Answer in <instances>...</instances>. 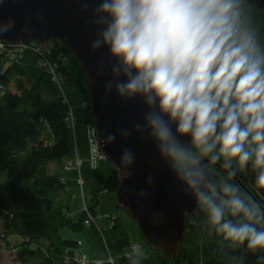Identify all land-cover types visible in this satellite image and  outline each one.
I'll list each match as a JSON object with an SVG mask.
<instances>
[{
    "label": "clouds",
    "instance_id": "9594fccd",
    "mask_svg": "<svg viewBox=\"0 0 264 264\" xmlns=\"http://www.w3.org/2000/svg\"><path fill=\"white\" fill-rule=\"evenodd\" d=\"M89 2L83 0V13ZM94 2L91 47L107 52L106 98L114 91L122 101L139 98L146 109L143 123L120 135L135 132L154 144L221 250L244 247L264 264V206L232 182L250 170L264 190V36L253 0ZM11 27L9 19L0 36ZM135 159L131 149L122 151L123 165ZM216 165L227 179L214 174ZM141 255L130 254L131 264ZM231 261L244 264L245 256Z\"/></svg>",
    "mask_w": 264,
    "mask_h": 264
},
{
    "label": "trees",
    "instance_id": "16d2710c",
    "mask_svg": "<svg viewBox=\"0 0 264 264\" xmlns=\"http://www.w3.org/2000/svg\"><path fill=\"white\" fill-rule=\"evenodd\" d=\"M251 12L264 36V12L257 8ZM28 46L18 63L0 56V252L14 236L24 239L14 251L20 264H65L64 257L55 259L52 252H60L58 245L62 246L70 250L66 255L74 260L78 245L63 241L56 231L65 227L74 232L84 230L86 220L85 213L76 222L62 216L57 202L64 193L62 174L51 169L52 164L61 165L73 153L71 126L66 122L70 113L53 76L40 66L41 55ZM84 78L80 70L78 89L87 99ZM107 162L97 172L100 187L89 206L95 217L99 196L114 195L119 189V177ZM116 210L122 211L117 206ZM203 219L200 211L189 217L182 254L175 264H232L231 257L241 255L245 256L244 264H257L258 253L245 252L244 247L226 245L221 250L215 234L209 236L202 229ZM107 221L110 227L99 233L93 225L98 239L118 258V264H131L124 252L133 243L123 221L113 215ZM157 263L171 264L160 254Z\"/></svg>",
    "mask_w": 264,
    "mask_h": 264
},
{
    "label": "water",
    "instance_id": "95a60500",
    "mask_svg": "<svg viewBox=\"0 0 264 264\" xmlns=\"http://www.w3.org/2000/svg\"><path fill=\"white\" fill-rule=\"evenodd\" d=\"M253 3V8L264 12V0H253ZM82 6L83 0H0V26L9 19L12 21L11 30L0 36V43L9 46L33 43L44 49L57 39L63 40L84 73L90 104L89 123L95 128L101 153L119 177V189L114 196L116 206L138 226L142 242L164 260L175 264L182 254L188 219L199 210L194 199L185 194L160 160L151 141L135 132L127 138L120 135L122 130L132 129L135 123L142 124L146 109L139 98L122 101L114 91L106 98L105 84L111 80L107 52L91 47L96 35L91 15L95 2L90 0L87 13L81 11ZM110 133L116 136L114 142L106 140ZM125 148L136 154L130 166L121 163ZM214 170L220 179H223L222 174L226 176L220 165L214 166ZM244 172L250 177V187L237 177L233 182L264 206V190L257 189L253 183L255 173Z\"/></svg>",
    "mask_w": 264,
    "mask_h": 264
},
{
    "label": "crops",
    "instance_id": "0c3cea01",
    "mask_svg": "<svg viewBox=\"0 0 264 264\" xmlns=\"http://www.w3.org/2000/svg\"><path fill=\"white\" fill-rule=\"evenodd\" d=\"M75 65L76 63L74 60L70 62L68 67V69H71L70 74H72L73 71H76ZM68 88V90L71 91L70 87ZM82 100L83 99H80L76 93H72L71 91V102L75 107L77 117L81 121V125L77 127L76 136L73 138V146L77 151V155L83 162L82 171L80 175L77 171L70 173L63 172L62 170L60 171L62 179L65 181L64 193L57 201L59 204L58 207L62 210V216L66 219H71L74 222L84 214V206L87 203L90 204L92 202L91 199L94 192L100 187L98 178H96L99 168L94 170L89 164V147L87 146L86 125H88V121L90 120V113L82 108ZM74 155L73 150L72 157ZM99 200H101V203L96 210V232L105 231L109 228L110 222L107 220L110 215L121 219L125 230L130 235V242L142 245V255L139 264H158L159 253L144 246L141 240L140 231H138L137 226L134 225L132 220L130 221L127 214L122 211H120V213L117 212L114 196L112 194H102L99 196ZM56 232L63 241L70 240L78 245L75 250L76 254L82 253L90 257L92 261L107 264L105 248L98 239L97 233L93 227H85L84 230H76V232L65 227L59 228ZM56 244H58L57 241ZM58 248L60 249V252H55V254L52 252L55 259L65 257L66 254L70 253V250L67 248L59 245ZM37 263L39 264L40 262L38 261Z\"/></svg>",
    "mask_w": 264,
    "mask_h": 264
},
{
    "label": "rangeland",
    "instance_id": "374dc122",
    "mask_svg": "<svg viewBox=\"0 0 264 264\" xmlns=\"http://www.w3.org/2000/svg\"><path fill=\"white\" fill-rule=\"evenodd\" d=\"M57 43L59 44V46H61L60 44L63 43V40L59 39V41ZM60 50H61V48L58 47L57 50H55L56 55H54L53 57H51V56L44 57L43 60L46 61V64H47L46 66L49 68V72L51 70V72H50L51 75L52 76L55 75V77H56L55 81H58V83L60 85L59 92H61L63 103L68 107V110H69L68 113H70V116H71L70 117V124H71L70 126H71L72 146H73V138H75L74 136H76L75 135L76 130H77V127L81 125V121L77 117V114L75 113V107L71 102V91H72V93H76L80 99H83L82 100V102H83L82 108L85 109L88 113H89L90 104L87 101V99L80 93V91L78 89V80L77 79H78V75H79L81 69H79L77 59L74 58L70 53L68 55H66L64 59L58 58L57 54L59 53ZM56 56H57V58H56ZM73 60L76 63V65H75L76 71H73V73L70 74L71 69L70 68L68 69V67H69L70 62ZM42 64L45 65L43 62H42ZM42 64L40 62L41 68H43V70H45V68L42 66ZM84 80H85V78H84ZM68 87H70L71 91L68 90L69 89ZM57 88H58V86H57ZM90 119H91V117H90ZM86 127H87V131H86L87 146L89 147V164L94 170H96L98 168H102L108 162L105 159H100L99 158L100 156H97L98 154H97V152H95L96 145H94L91 142L92 132L95 131V128H93V126L91 124L86 125ZM95 134H96V131H95ZM96 137H97V134H96ZM96 141H97V139H96ZM73 150H74V154H75L73 157L71 155V158H68L65 161H63V163L61 165L52 164L51 169L54 172L55 171L59 172L62 170L63 172H66V173L77 171L78 174L80 175L81 171H82L83 162L81 161L80 157L77 155V151L74 148V146H73ZM68 167H69V169H68ZM213 171H215V170L213 169ZM215 172H217V171H215ZM222 177H223V179H227V177L223 174H222ZM81 185H82V181H81ZM113 196H115V194ZM100 202H101V200H100ZM91 203L90 204L87 203L84 206L83 212L86 214V220L84 222L85 227H93V225L96 226L95 221L97 219V216L96 217L93 216L91 214V211H89V206L91 205ZM90 215H91L92 219H94V222L91 221V224L86 225V221H87V219L90 218L89 217ZM127 216H128V214H127ZM110 225L111 224L109 223V227H110ZM137 228H138V226H137ZM138 231H139V229H138ZM99 232H97V233H99ZM23 242H24L23 238L11 236V239H9L10 244H8V246H4L3 250L0 252V264H20L19 258L16 256L14 251L16 249H19L20 248L19 246H21ZM134 245L137 246L138 248H140V250H142V245L137 244V243H134ZM105 252L107 255V264H110L109 260H110L111 256L114 257L115 259L117 258V257L113 256L112 254H110L108 251L105 250ZM140 253H141V251H140ZM77 254L82 255V253H77ZM77 254L75 256H77ZM67 256L68 255H66L64 258H67ZM67 261H68L67 264L75 263L73 258L68 259ZM92 262H93V264L94 263L98 264L96 261H92ZM100 264H102V263H100Z\"/></svg>",
    "mask_w": 264,
    "mask_h": 264
},
{
    "label": "built area",
    "instance_id": "2783aa9c",
    "mask_svg": "<svg viewBox=\"0 0 264 264\" xmlns=\"http://www.w3.org/2000/svg\"><path fill=\"white\" fill-rule=\"evenodd\" d=\"M59 41V39H57L56 41H53L51 42L50 44L46 45V47L44 49H41L39 48L36 44H33V43H24L23 45H13V46H9L8 44H6L5 42H2L0 43V56H3L5 55L6 57V60L9 61V62H20V60L23 58V55L25 54L26 50L28 49V44L31 45V47L37 51V53H39V55H41V64L42 62L45 64L42 66L46 69V70H49V68L46 66V61L43 60L44 57H47V56H51L53 57L54 55H56L55 53V50H57V48H61V50L59 51V53L57 54L58 55V58H61V59H64L66 55H68V50L66 48V46L62 43L60 44L61 46H59V44L57 43ZM57 58V56H56ZM51 72V70H50ZM53 80L55 81L56 77L55 75L53 76ZM55 83L57 84L59 90H60V85L58 83V81H55ZM70 117L66 120V122L70 124ZM97 137H96V134H95V131L92 132V137H91V142L96 145V150L95 152H97V156H100L99 158L100 159H105L107 160V157H105L102 153H101V150H100V146L98 145V142L96 141ZM69 169V167H68ZM63 180V179H62ZM65 181L63 180V183ZM90 218L87 219L86 221V225H89L91 224V221L94 222V219H92L91 215L89 216ZM101 232V231H100ZM134 251L136 252H140V248H138L137 246H135L134 244H132V246L126 250L124 252V256L127 258V260H130L131 261V258H130V254H132ZM68 259H71L69 256H67V258H65V264H67V260ZM75 263L76 264H93L92 260L90 257H88L87 255H84V254H77L76 258L74 259ZM109 263L110 264H118V259L114 258L111 256L110 260H109ZM100 264V263H98Z\"/></svg>",
    "mask_w": 264,
    "mask_h": 264
},
{
    "label": "flooded vegetation",
    "instance_id": "af4514ba",
    "mask_svg": "<svg viewBox=\"0 0 264 264\" xmlns=\"http://www.w3.org/2000/svg\"><path fill=\"white\" fill-rule=\"evenodd\" d=\"M238 179H240L243 183L245 182V184L250 187V183H249V179L250 177L246 175V173L244 171H240L238 172L237 176Z\"/></svg>",
    "mask_w": 264,
    "mask_h": 264
}]
</instances>
